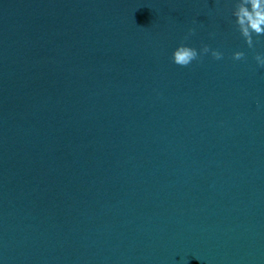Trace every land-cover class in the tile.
I'll return each mask as SVG.
<instances>
[{
	"label": "water",
	"instance_id": "95a60500",
	"mask_svg": "<svg viewBox=\"0 0 264 264\" xmlns=\"http://www.w3.org/2000/svg\"><path fill=\"white\" fill-rule=\"evenodd\" d=\"M0 264H264V0H0Z\"/></svg>",
	"mask_w": 264,
	"mask_h": 264
}]
</instances>
